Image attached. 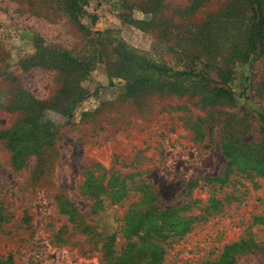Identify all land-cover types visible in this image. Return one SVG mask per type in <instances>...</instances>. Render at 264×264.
I'll use <instances>...</instances> for the list:
<instances>
[{
	"label": "rangeland",
	"instance_id": "1",
	"mask_svg": "<svg viewBox=\"0 0 264 264\" xmlns=\"http://www.w3.org/2000/svg\"><path fill=\"white\" fill-rule=\"evenodd\" d=\"M194 1L89 0L82 23L92 35H104L90 44L93 37L47 0H0V134L14 139L12 145L0 141V205L10 215L0 230V258L11 256L14 264H105L100 246L78 235L68 240L62 231L59 238L53 235L62 224L54 196L68 195L87 213L91 204L81 189L87 169L98 174L96 165H102L130 174L148 163V176L167 203L187 201L190 194L223 201L212 202V217L187 235L182 254L171 253L165 264L215 261L211 249L250 237L255 251L228 264H264V176L233 174L222 189L207 185L202 194L200 186L191 185L222 175L226 159H264V134L256 118L264 111V53L231 66L228 87L236 102L215 108L192 95L123 97L125 81L115 76L117 41L183 71L182 42L201 26L217 23L232 6V0H201L197 11L186 12ZM234 22H223L229 40L222 42L220 66L239 43L230 38L237 35ZM163 41L178 53L167 55ZM100 49L103 60L83 81L87 98L69 115L41 111L44 103L55 107L64 86L61 68L47 65L56 66L51 63L65 52L82 57ZM210 78L221 82L215 70ZM42 123H50L49 130ZM231 143L232 154L225 150ZM39 146L41 151L35 153ZM113 209L109 205L97 216L109 233L117 228Z\"/></svg>",
	"mask_w": 264,
	"mask_h": 264
},
{
	"label": "trees",
	"instance_id": "2",
	"mask_svg": "<svg viewBox=\"0 0 264 264\" xmlns=\"http://www.w3.org/2000/svg\"><path fill=\"white\" fill-rule=\"evenodd\" d=\"M47 1L77 25L82 32L91 35L93 38L90 39V44L93 41H99L100 35L104 36L98 33L92 35L90 28L82 23L89 0ZM202 4L201 0H195L186 12L193 13ZM224 19H227V22L235 21L233 25L237 35H230V38L231 36L236 40L238 38L239 43L234 55L225 59L226 61L220 66V60H223L222 42L224 38L229 40L224 37L228 32V27L223 24ZM125 20H128L127 23H134L132 19ZM134 24L143 29L142 24ZM165 38L167 39V36ZM163 42L167 55L174 56L178 53L169 42ZM182 43L183 49L180 52L186 57L185 69L175 71L165 61L149 58L148 55L131 50L123 42L117 41L114 50L117 52L114 71L116 77L125 81L121 95L132 99L152 93L162 96L192 95L198 96L200 102L211 108L220 104H235L236 99L228 87L232 77L231 66L238 62L248 63L257 60L264 53V0H232V6L224 15L218 17L217 23L201 26L196 34ZM191 46L194 50L190 48ZM48 52L44 51L43 59ZM103 58L104 53L101 49L95 54L82 57H73L65 52L51 63L56 66L48 64L47 66L61 68L64 86L61 96L55 100V107L44 103L39 106L40 110L48 108L63 116L69 115L87 98L88 91L83 86V81ZM203 58L206 60L203 61ZM212 70L217 72L220 83L211 80ZM41 116L43 117V113L38 118ZM256 118L264 134V111L258 113ZM30 121H33L32 117ZM42 125L43 129L47 128V130L51 127L50 123H42ZM15 134L17 133L13 132V135ZM23 137L24 135L15 141L22 140ZM236 140L240 142V139ZM0 141H6L10 145L14 143V139H7L3 134H0ZM233 146L231 143V148L225 147L226 152L231 151L232 154ZM34 151L39 153L40 146L34 148ZM238 152L235 150L234 154ZM145 160L150 162L152 159ZM225 167L222 175L211 179H197L191 183L192 187L200 186L201 190L211 185L222 189L230 183V177L233 174L246 177L264 176L262 155H257L255 159H226ZM96 168L98 174L92 168L87 169L86 173L89 176L81 186L82 196L91 204L89 212L83 211L64 193L54 196V206L58 211L57 215L60 216L58 221L62 224L58 228L59 231L53 235L59 238L58 234L62 231L68 240L78 235L85 238L86 242L94 243L96 247L100 246L99 252L105 264H165L166 257L171 253L173 256L182 254L188 245L186 236L195 232L212 217L214 212L212 202L213 204L223 202L219 203L214 198L210 200L208 197L204 199L190 194L187 201L167 203L163 200L160 189L148 176L151 172L148 163L143 165L141 171L130 174H124L122 171L113 172V169L108 171L102 165H96ZM208 180H210L209 184L201 185V182ZM109 205L114 208V221L117 225L113 233H109L106 225H101L102 218H97ZM9 219L10 215L0 205V230L10 222ZM180 246L181 249H178ZM256 248L257 245L251 237L241 239L239 242H229L209 251L217 257V260L200 261L197 264H228L229 260H237L241 256L252 253ZM0 264H14V261L9 256L0 258Z\"/></svg>",
	"mask_w": 264,
	"mask_h": 264
}]
</instances>
